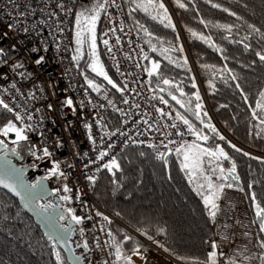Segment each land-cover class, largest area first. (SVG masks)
Here are the masks:
<instances>
[{"label": "built area", "instance_id": "2783aa9c", "mask_svg": "<svg viewBox=\"0 0 264 264\" xmlns=\"http://www.w3.org/2000/svg\"><path fill=\"white\" fill-rule=\"evenodd\" d=\"M59 2L0 0V99L23 117L18 122L28 133L30 154L25 165L32 166L39 177L51 181L53 199H60L68 219H71L68 209L85 218L83 223L76 224L75 243L88 244L86 263L116 264L113 234L103 216L128 228L97 204L91 191L93 183L88 177L96 180L106 169L103 165L112 158L118 161L126 150H149L157 157L160 153L165 157L175 155L176 149L185 142L189 144L194 135L177 119V108L152 85L144 68L149 49L131 27L122 0L114 3L110 0L101 16L98 38L105 67L122 81L123 92L118 97L99 83L100 90L92 91L83 73L77 71V61L72 59L76 55L74 16L87 0H63L68 6L64 10L57 7ZM104 40L108 41L111 51L105 47ZM67 99H72V107L67 105ZM108 114L118 118V127H109ZM173 124L177 127H172ZM177 129L184 135H177ZM45 147L52 154L50 157H43L40 150ZM101 152L108 153L102 160ZM53 162L60 164L59 172L63 176L49 175ZM65 186L71 191L64 192ZM62 196L71 199L64 201ZM217 203L215 223L205 208L214 231L213 238L205 245L206 254L222 251L224 255L218 256V264H228L229 258L235 259L236 264H256L261 241L247 195L238 188L225 187ZM97 212L102 216H97ZM133 234L150 250L151 257L146 264H155L154 257L167 264H187L164 250L162 236L149 240ZM213 242L217 249L211 247Z\"/></svg>", "mask_w": 264, "mask_h": 264}, {"label": "trees", "instance_id": "16d2710c", "mask_svg": "<svg viewBox=\"0 0 264 264\" xmlns=\"http://www.w3.org/2000/svg\"><path fill=\"white\" fill-rule=\"evenodd\" d=\"M122 1L131 27L151 54L146 71L151 69L152 61L160 65L158 74L150 76L152 85L181 97L195 113L199 112L201 119L193 124L213 137L214 148L223 145L224 152L235 161L243 183L239 189L247 195L255 216V204L264 207V160L236 151L214 126L209 108L200 97L195 73L222 128L244 147L264 154V123L261 122L264 112L257 106H264L261 98L264 61L257 55H264V0H179L185 5L183 8L178 6L177 0H167L171 9L165 0H158L167 9L174 29L165 27L167 20L160 22L163 10H159L157 19H152V15H156L152 8L147 13L133 11L136 7L133 0ZM201 36L208 42L200 39ZM88 68L86 62L80 63L81 73L89 75ZM106 70L122 88L121 79L108 67ZM164 79L170 83L165 84ZM97 82L119 96L120 92L110 84L102 80ZM197 104L201 107L197 108ZM107 120L111 129L118 127L116 116L108 114ZM9 122L21 127L11 113L0 108V130ZM205 124L214 126L216 131H211ZM12 149L25 160L30 157L26 142ZM117 162L120 170H113L115 175L103 170L91 189L97 204L130 230L112 221L109 228L113 236L119 240L126 236L134 238L133 233L145 239L162 236L164 250L168 249L166 252L172 256L187 264L207 261L205 245L213 238L214 231L201 197L181 168L180 157L172 155L166 163L149 150L134 149L126 150ZM224 163L228 167V162L224 160ZM259 236L260 241L264 240L260 228ZM56 250L61 252L64 264H69L61 249L52 247V242L20 202L0 189V264H57ZM261 256H264V249H260L256 264H262Z\"/></svg>", "mask_w": 264, "mask_h": 264}, {"label": "snow or ice", "instance_id": "6c2138e0", "mask_svg": "<svg viewBox=\"0 0 264 264\" xmlns=\"http://www.w3.org/2000/svg\"><path fill=\"white\" fill-rule=\"evenodd\" d=\"M110 0H95L94 5L87 6L82 5L80 7V10L76 12L74 16V23H75V43L77 45L76 52L81 53V48L84 44L88 45V50L90 53L89 60L87 61L88 66L91 68V71L95 73L97 76H101L104 80L107 81L108 84H110L113 88H115L117 91L123 92V88L119 87L108 75L107 71L104 69L103 64L100 62L99 55L97 53V33H96V27L97 23L100 20V17L103 12L107 11V8L109 6ZM112 3H114V0H111ZM133 2L136 4V7L133 9L135 10H143L146 13L148 12L149 8H152L153 12L156 13V15H152V19H157V16L159 15V10H163V17L161 18L160 22L164 23L165 20L168 21L167 24H165V27H171L175 28V25L171 23V18L168 16L167 9L164 7L163 3L158 2V0H133ZM178 6L183 8L185 5L183 3H179V0H177ZM30 7V6H29ZM57 7L61 8L62 10L68 8V6L61 0L57 4ZM213 7H219V5H213ZM70 10V9H69ZM35 9H32V12L34 13ZM224 11H227V9H224ZM234 15V13H233ZM141 28H143V25H140ZM231 30L230 28L228 29ZM254 31H259V29H253ZM26 32L27 29H24ZM147 35H151V33H147ZM107 35V33H105ZM193 35H196V33H193ZM200 39L205 40V42H208L207 39L203 36L200 37ZM105 47L108 48L109 51H111V47L109 46V43L107 40L103 41ZM248 45H245V48H247ZM156 49L153 48V51ZM165 51H168L167 49ZM0 55H2V52H0ZM259 55V58L261 61H264V55L257 53ZM82 58V53L80 55H74L72 59L74 61H77V71L80 70L79 61ZM42 59V58H41ZM144 59H149L147 56L144 57ZM38 64L41 63V60L36 61ZM19 67V65H17ZM160 65L156 61H152V67L148 71V75L152 76L154 73L158 74V69ZM85 80L87 81L88 87L91 88L93 91H99L100 86L96 84L92 79H89L87 75H85ZM235 79V77H233ZM165 84H169L170 81L167 79H164L163 81ZM15 88V85H13ZM193 87H196L195 84H193ZM7 91V89H5ZM184 93L181 92V95ZM32 98L35 99V94H32ZM174 100H176V97H172ZM261 98L264 100V93H261ZM196 99L199 100V95L196 96ZM246 99V97H245ZM161 100L163 103H167L166 100H163L161 97ZM127 102V101H125ZM67 105L72 107L73 101L72 99H67L66 101ZM177 103H180L179 100H177ZM258 107L261 108V111L264 112V106L258 104ZM49 109L52 108V105H48ZM181 107H185L184 104H181ZM197 108H200L201 105L197 104ZM0 108H3L8 113H12L15 117V120L17 121H23V117L15 111L13 107H10L8 103H6L3 99H0ZM73 111H75V108L73 107ZM196 118L198 120L201 119L199 112L195 113ZM207 115V113H205ZM255 116L256 114L253 113ZM28 119L31 120V115L28 116ZM177 119L182 121L184 125L187 126V131L190 132L192 135L196 136L198 140L207 141L209 137L207 135H202L200 132H198L193 124L185 118L183 115L177 113ZM264 123V120L261 121ZM201 123H204L203 120H201ZM86 127H91L90 125H86ZM172 127L176 128L177 125L173 124ZM205 127H208L211 129V131L215 132L214 126L205 124ZM28 128H31V125L28 126ZM9 133L15 134V139L12 141L13 144H19L20 142L28 141V136L26 135V130L22 129L21 127H18L15 123L9 122L6 126L0 130V135H3L7 137ZM114 134V133H113ZM177 135H184L182 131L177 129ZM91 139V137H90ZM221 140L224 139V137H220ZM92 143L95 144L96 141L92 140ZM149 147H155V145H149ZM167 147V145H165ZM233 148H235V145H232ZM7 148V145L3 140H0V151H3ZM13 152H16V149H12ZM40 151L43 153V157H50L52 154L48 151V148H43ZM236 151H240V149H236ZM176 153L179 157H182L181 160V168L185 170L186 175L189 176V183L194 184V191L197 195H199L203 201V204L205 208L208 210V216L212 220L213 223L216 221V216L219 211V204L217 201L220 199L223 190L225 187L231 188L233 185L231 183H216L213 180V176L209 175L205 168V157L208 158V163L211 165L212 161H217V166L212 168L211 171L213 174H215L217 171L219 172V175L216 177V179L220 181H227L228 177L231 176L232 180H239V177L237 175H233L236 172L235 164L233 163L232 168L229 170L228 175L224 174V169L219 168L218 162L220 158L228 159V155L226 152H224L223 148H216L212 149L211 147H202L198 144H188L185 142V144L181 147H178L176 149ZM33 155H36V152L33 151ZM107 152H101L99 154V158L102 160L105 156H107ZM244 155H248L247 153H244ZM37 159H41V156H36ZM158 158L163 159L166 161L164 153H160ZM0 160L3 161V164L0 165V187L8 189L10 192L14 193L16 196L20 197L21 201L24 203V206L29 208L31 211H33L36 215L43 217L46 221H48L50 224L54 223L53 231L46 233L48 236V239L52 242V247L54 249L57 248L58 244L63 243L64 245L67 244V239L63 235V233H66L69 231V229H66L63 227V225L60 223V221H63L65 219L64 215H60L56 217L55 221L52 220L50 216H45V213H48V210L51 208H54L55 205L53 204H44L40 203V194L36 191L38 185L40 182H37V184H26L22 177H23V170L15 168L11 161L7 159V156H0ZM104 168H106L108 171L112 172L113 175H115V171L113 170H120V165L117 162L115 158H112L110 162L105 163L103 165ZM60 164L53 162V169L51 171V175H61L63 176L64 173L59 172ZM199 176L202 178L204 182L195 181L194 177ZM88 180L92 183H95L94 177L89 176ZM242 190V189H241ZM64 192H69L71 189H69L67 186L63 189ZM62 200L68 201L71 199L69 196H62ZM253 201H255L256 197L255 194L252 195ZM69 215H71L72 221H74L76 224H81L84 221V217L77 216L75 213L68 209ZM97 216H102V213L97 212ZM119 215V214H117ZM255 215L258 219L259 225H260V231L264 232V207L260 205V203L255 204ZM91 218V217H89ZM103 219L107 221L109 224L112 223V221L107 217L103 216ZM227 227V225H225ZM103 230V229H102ZM111 235V233H108ZM128 240H131L132 237L126 236L125 237ZM149 239H152L151 236L148 237ZM224 239H227V237H224ZM261 249H264V240H262L259 244ZM83 247L87 248L88 244L85 242L83 244ZM115 258H116V264H120V261H123V264H135L133 260V256H140V258L143 260L144 257L141 255V248L140 246L134 247L130 249L131 255H126L125 252L122 250L121 245L115 244ZM160 247H163V245H160ZM211 247L213 249H217V244L213 242L211 244ZM165 251H168V249L165 248ZM224 253L222 251L218 252L216 250L211 251L208 256V260L203 262V264H218V256H223ZM55 258L57 261V264H64V259L61 255V252L59 250L55 251ZM262 264H264V256L260 257ZM75 260L78 262L80 260V257H75ZM105 264H107V261H105ZM188 264H200L198 261H190ZM228 264H236V260L229 258Z\"/></svg>", "mask_w": 264, "mask_h": 264}, {"label": "water", "instance_id": "95a60500", "mask_svg": "<svg viewBox=\"0 0 264 264\" xmlns=\"http://www.w3.org/2000/svg\"><path fill=\"white\" fill-rule=\"evenodd\" d=\"M177 21V20H176ZM179 26V24H178ZM98 28H99V21L97 23V27H96V33H97V45H98ZM180 28V27H179ZM73 44H74V50L76 52V43H75V28H74V40H73ZM88 47L87 44H84L81 48V53H82V58L80 59L79 63L82 62L83 60V54L85 53V49ZM88 49V48H87ZM98 49V47H97ZM81 53H75L76 55H80ZM98 53V52H97ZM149 59L151 58V54L147 56ZM100 58V57H99ZM149 59H145V64H144V68H146V63ZM101 62V59H100ZM102 63V62H101ZM89 67V66H88ZM105 69V68H104ZM106 70V69H105ZM195 70V67H194ZM88 71L90 72V74L92 76H95L99 79H101L102 81L106 82V80H104L101 76H97L95 73H93L91 71V68H88ZM196 72V70H195ZM85 75L87 74H83V76L85 77ZM197 75V72H196ZM89 79H91L88 76ZM85 80V78H84ZM86 84L87 81L85 80ZM88 85V84H87ZM91 89V88H90ZM92 90V89H91ZM93 91V90H92ZM161 95L167 99L169 102L173 103L178 109L179 111H181L190 121L192 122H198V119L196 118L195 112L194 110L183 100L181 99V97H178L176 95H173L171 92H169L166 89H159ZM175 96L176 100H174L172 97ZM177 100L180 101V103H177ZM181 104H184L185 107H181ZM211 115H212V119L214 122V126H216L220 132L222 133V135L224 137H226L230 142H232V145H235V150L238 148L240 149L241 152L243 153H247L248 156H252V155H260L257 152H253L251 149L246 148L244 146H242L240 143H238L235 139H233L223 128L222 126L219 124V122L217 121V119L215 118L213 112L210 110ZM6 144V143H5ZM7 148L3 151H0V156H7V159L9 161H11L12 165L17 168V169H22L23 170V181L26 184H37V182H40L37 189H35L34 191L38 192L40 194V203H44L47 204V201H50L51 204L55 205L54 208H51L48 210V213H45V216H50L52 218L53 221H55L56 217L60 216V215H64L65 219L63 221H60V223L63 225L64 228L69 229L68 232L63 233V235L66 237L67 239V244L64 245L63 243L58 244L57 246L61 249V251L64 253V255L66 256L69 264H87L85 259H84V255H85V247H83V245L80 244H76L75 243V239L77 236V225L74 221H72V219H68L66 212L64 211V208L62 206V203L60 201L59 198H54V192H53V187L51 184V181L47 178H39V176L37 175V173L35 172V170L33 169L32 166H28L25 165V158H23L21 155H19L17 152H13L12 151V147L9 146L8 144ZM218 148H223V145H219ZM171 155H167L166 158V163L169 162V160L171 159ZM226 162H228V169H227V173L226 175H228L229 170L232 168L233 163L235 164V161L228 157V159H224ZM3 164V161L0 160V165ZM235 168H236V172L233 175H237L239 177V180H232L231 176L228 177L227 181H224L226 184L227 183H231L237 187H241L243 185L242 183V179L240 177L239 174V170L235 164ZM0 189H3L4 191L8 192L10 195H12L13 197H15L21 204V206L24 208V210L30 215L32 216L35 221L37 222V224L41 227V229L43 230V232L48 233L53 231L54 228V223L50 224L48 221H46L43 217L36 215L33 211H31L29 208L24 206V203L21 201L20 197L16 196L14 193L10 192L8 189L0 187ZM53 199V200H52ZM257 225L260 228L259 222L257 217L255 218ZM47 236V235H46ZM48 237V236H47ZM80 257V260L77 262L75 260V257Z\"/></svg>", "mask_w": 264, "mask_h": 264}, {"label": "rangeland", "instance_id": "374dc122", "mask_svg": "<svg viewBox=\"0 0 264 264\" xmlns=\"http://www.w3.org/2000/svg\"><path fill=\"white\" fill-rule=\"evenodd\" d=\"M76 53V52H75ZM196 75V73H195ZM196 80H197V84H198V87H199V91H200V97L203 99V103H205V105L207 107H209L208 105V99H207V96H206V93L204 92V89H203V86H202V83L200 81V78L198 76V74L196 75ZM210 111V110H209ZM211 114V113H210ZM192 124L193 122L190 121ZM16 124V123H15ZM17 125V124H16ZM193 126L195 127V129L200 132L202 135H207L209 137V139L205 142L203 140H198L196 138V136H193V139L190 141L189 144H198L202 147H211L212 149H216L213 147V144H214V141H213V137L206 131L204 130L203 128L197 126V125H194ZM219 130V129H218ZM220 131V130H219ZM15 139V134L14 133H9V135L7 137L3 136V135H0V140H3L6 144H8L9 146H12V147H16L17 145L23 143V142H20L19 144H13L12 141ZM232 143V142H231ZM233 144V143H232ZM218 148V147H217ZM253 151V150H252ZM177 155V153L175 154ZM254 156V155H253ZM257 157V156H256ZM257 158H260V157H257ZM260 159H263L264 160V157L262 156V158ZM180 160H182V157H180ZM218 165H219V168H223L224 169V174L226 175L227 173V169L228 167H226V164L224 163V159L223 158H220L219 162H218ZM217 166V161L213 160L211 165H209L208 163V158L205 157V164H204V168L206 170V172L209 174V175H212L213 176V180L216 182V183H222L223 181H220L218 179H216V177L219 175V172L217 171L215 174L212 173L211 169L216 167ZM52 171V170H51ZM50 176H54V175H51V172L49 174ZM194 180L195 181H199V182H204L202 180V178H200L199 176H195L194 177ZM224 183V182H223Z\"/></svg>", "mask_w": 264, "mask_h": 264}, {"label": "crops", "instance_id": "0c3cea01", "mask_svg": "<svg viewBox=\"0 0 264 264\" xmlns=\"http://www.w3.org/2000/svg\"><path fill=\"white\" fill-rule=\"evenodd\" d=\"M94 3H95V0H87V2L83 5L92 6V5H94ZM100 19H101V17H100ZM99 25H100V20H99ZM98 35H99V28H98ZM98 55H99V57H101V61H102L103 66L105 68V64L103 62L104 59L101 56L100 49L98 50ZM26 135L28 136L27 132H26ZM50 168L52 170L53 165H51ZM114 243L121 245L122 250L125 252L126 255H131L130 249L137 247V246H140L141 255L144 257V259L142 260L140 258V256H133L132 258H133L135 264H146L147 261L149 260V258L151 257L150 250L148 249V247H146L144 245V243L140 239L137 238V236H134V238H132L131 240H128L126 238L119 240L117 237H114ZM153 260H154L155 264H167L166 262H164L163 259L158 258V257H154ZM120 264H123V261H120Z\"/></svg>", "mask_w": 264, "mask_h": 264}, {"label": "flooded vegetation", "instance_id": "af4514ba", "mask_svg": "<svg viewBox=\"0 0 264 264\" xmlns=\"http://www.w3.org/2000/svg\"><path fill=\"white\" fill-rule=\"evenodd\" d=\"M97 47H98V49H97V52H98V50L100 49L99 48V44L97 45ZM88 48V47H87ZM85 49L84 51H85V53L83 54V62H86L87 63V61L89 60V56H90V53H89V50L88 49ZM90 73V72H89ZM87 76H89L92 80H95V81H97V80H101V79H99V78H97V77H95V76H92L91 74H89V75H87Z\"/></svg>", "mask_w": 264, "mask_h": 264}, {"label": "bare ground", "instance_id": "6f19581e", "mask_svg": "<svg viewBox=\"0 0 264 264\" xmlns=\"http://www.w3.org/2000/svg\"><path fill=\"white\" fill-rule=\"evenodd\" d=\"M231 143V142H230Z\"/></svg>", "mask_w": 264, "mask_h": 264}]
</instances>
